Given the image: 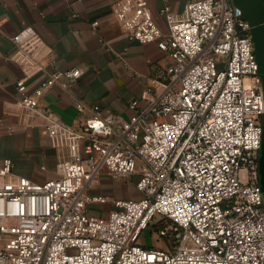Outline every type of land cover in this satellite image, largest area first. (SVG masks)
I'll return each instance as SVG.
<instances>
[{"label":"built area","instance_id":"built-area-1","mask_svg":"<svg viewBox=\"0 0 264 264\" xmlns=\"http://www.w3.org/2000/svg\"><path fill=\"white\" fill-rule=\"evenodd\" d=\"M113 12L129 40L170 59L155 72L159 94L142 108L132 100L127 119L97 105L78 126L52 117L50 146L67 157L43 183L0 161V264H264V98L248 22L233 0H186L179 15L163 6L166 34L147 0H116ZM10 40L26 77L43 69L51 47L33 27ZM79 76L55 69L31 93L20 81L19 105L39 115L46 89ZM102 175L134 179L141 197L93 214L106 203L89 193ZM152 225L165 247L138 241Z\"/></svg>","mask_w":264,"mask_h":264},{"label":"crops","instance_id":"crops-1","mask_svg":"<svg viewBox=\"0 0 264 264\" xmlns=\"http://www.w3.org/2000/svg\"><path fill=\"white\" fill-rule=\"evenodd\" d=\"M115 1L0 0V161L11 159L15 175L36 183L55 177V165L67 153L50 146L47 125L52 117L78 126L97 105L102 115L120 114L127 119L132 114V100L142 108L159 94L155 72L171 61L156 42L143 44L127 38L113 12ZM185 3L147 0L162 34L167 33V22L159 10L167 6L168 14L179 15ZM28 26L51 47V53L42 61L41 71L26 77L13 58L16 47L10 37ZM71 68H77L80 76L62 77L46 89L38 99L41 114L33 116L21 108L20 81L31 93L53 70ZM124 187L121 180L102 175L89 193L105 197L106 203L91 206L92 213L107 215L114 201L126 198L125 190L133 195Z\"/></svg>","mask_w":264,"mask_h":264},{"label":"water","instance_id":"water-1","mask_svg":"<svg viewBox=\"0 0 264 264\" xmlns=\"http://www.w3.org/2000/svg\"><path fill=\"white\" fill-rule=\"evenodd\" d=\"M240 9L242 17L248 22L250 35L254 43V54L258 65V74L262 83L264 98V2L263 0H233ZM264 116V113H263ZM259 183L264 191V121L258 158Z\"/></svg>","mask_w":264,"mask_h":264},{"label":"rangeland","instance_id":"rangeland-1","mask_svg":"<svg viewBox=\"0 0 264 264\" xmlns=\"http://www.w3.org/2000/svg\"><path fill=\"white\" fill-rule=\"evenodd\" d=\"M263 121H264V116H261V125H263ZM111 179V178H110ZM121 180V183L125 186V189H130L129 192L131 191L133 195H128V191L125 190V196L126 198L124 199H136L134 197V195L137 196V198L141 197V194L136 191L135 187H134V179H119ZM99 185V184H98ZM97 185V186H98ZM95 187V186H94ZM263 193V200H264V191ZM264 206V203H263ZM158 225H152L150 226L147 230L144 231V233L140 236L139 238V242L147 247H165V242H167V239H164V241L162 240V238H160L157 234V229H158Z\"/></svg>","mask_w":264,"mask_h":264}]
</instances>
